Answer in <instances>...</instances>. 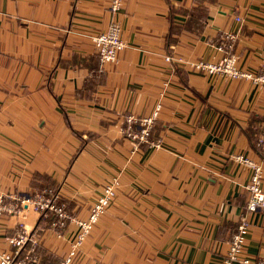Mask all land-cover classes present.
<instances>
[{"label": "crops", "instance_id": "obj_1", "mask_svg": "<svg viewBox=\"0 0 264 264\" xmlns=\"http://www.w3.org/2000/svg\"><path fill=\"white\" fill-rule=\"evenodd\" d=\"M201 6L208 11L198 28ZM113 20L125 47L89 91L91 36ZM224 32L236 34L241 70L264 71V0H124L115 14L108 0H0V194L29 193L40 174L82 216L105 183L119 181L72 264H221L251 174L232 156L264 168L256 144L264 84L203 75L164 56L218 60L214 39ZM157 104L151 139L159 147L134 149L120 132L123 116L150 115ZM48 218L31 209L2 215L0 249L21 222L37 232L38 263L57 264L73 229L58 236ZM248 218L243 256L258 264L264 213Z\"/></svg>", "mask_w": 264, "mask_h": 264}, {"label": "built area", "instance_id": "obj_2", "mask_svg": "<svg viewBox=\"0 0 264 264\" xmlns=\"http://www.w3.org/2000/svg\"><path fill=\"white\" fill-rule=\"evenodd\" d=\"M122 3L123 0H108L109 11L113 14L119 12ZM236 19L241 20L239 17H236ZM120 32L121 28L119 22L113 20L106 29L101 30L91 37L94 51L98 56L101 67L108 63L115 62L117 52L125 47ZM221 39L223 42L215 46L220 53L218 60H185L178 55H165L164 60L169 63L171 61L183 62L191 70L203 75H220L233 79L247 78L256 83L264 84V71L252 73L249 71H243L239 68L237 56L234 51L236 34L234 32H224L221 35ZM159 111L160 105L157 104L150 115L137 116L128 113L123 117V125L120 128V132L130 140L134 149H137L138 144L144 142L149 143V145L153 147H159L158 142L150 139L152 125L158 116ZM256 144L261 147L262 151H264V133L256 138ZM232 159L233 161L248 167L251 174L248 181L243 186L247 193L245 212L238 216L236 227L227 240V250L222 258L221 264H250V259L243 256L244 241L250 225L248 214L256 211L264 213V188L262 185L264 168L262 161L259 159H252L240 154L233 155ZM118 185V178L114 177L109 183L102 187L100 195L97 197V200L88 213L87 220H82V218L79 217H72V215L69 214L68 209L64 207V202L56 203L55 197H58L57 194L51 196V194L46 193V191H36L32 197H29L34 198L33 200L23 202L25 207H28L29 204L31 208L33 207L34 209H37L39 213H41V216L53 215L58 219H69L73 224L74 232L70 240V249L66 257L59 260L57 264L72 263L76 251L83 243L92 224L101 214L104 213L105 209L114 199V190H116ZM18 211L20 210L16 208V203L14 201L7 203L1 193L0 215L3 212L13 215ZM34 242L35 237L31 232L20 229L14 235L7 238V243L13 248V253L0 251V264H37L32 256V249H28L22 258H18V255L24 246L27 243ZM258 264H264V260L259 261Z\"/></svg>", "mask_w": 264, "mask_h": 264}, {"label": "rangeland", "instance_id": "obj_3", "mask_svg": "<svg viewBox=\"0 0 264 264\" xmlns=\"http://www.w3.org/2000/svg\"><path fill=\"white\" fill-rule=\"evenodd\" d=\"M124 1V0H123ZM94 35V34H93ZM92 35V36H93ZM91 36V37H92ZM91 41H92V39H91ZM124 49V48H123ZM125 116V115H124ZM123 116V117H124ZM138 116V115H137ZM158 117V116H157ZM157 117H156V119H157ZM156 119L154 120V122L156 121ZM154 122H153V125H152V129H153V126H154ZM123 125V124H122ZM152 129H151V132H152ZM150 139H151V136H150ZM152 140V139H151ZM130 141V140H129ZM153 141V140H152ZM145 143V142H144ZM140 144H142V143H140ZM140 144H138V147H139V145ZM145 144H148L149 145V143H145ZM137 147V148H138ZM110 182V181H109ZM109 182H107V183H109ZM107 183H105L104 185H106ZM118 184H119V181H118ZM103 185V186H104ZM48 188L47 187H43V189H40V188H34L32 191H30L29 193H21V194H17V195H14V194H8L7 192H2V194H3V196H4V198H5V201L7 202V203H10L11 201H14L15 203H16V208L18 209V210H20V211H18L17 213H14L13 215H17V214H20L21 213V210L22 209H26V210H28V209H31L35 214H37L38 215V217H40L41 216V213H39V211L37 210V209H34L33 207V209L30 207V205L28 204V207H23V202H25V201H27V202H29V201H31V200H33L34 198H29V197H32V195L36 192V191H46V193H49L50 194V192H48ZM115 196H116V190H114V198H115ZM23 200V201H22ZM97 200V199H96ZM55 201H56V203H60L59 202V199H57L56 197H55ZM113 201V200H112ZM22 202V203H21ZM64 202V201H63ZM65 203V202H64ZM94 203H95V201H94ZM93 203V204H94ZM92 204V205H93ZM111 204H112V202H111ZM111 204L105 209V211H104V213L109 209V207L111 206ZM64 205V207L65 208H67L66 206H65V204H63ZM92 205L88 208V210H87V212L85 213V214H83L82 216L80 215V216H77V214L76 213H74V212H72V211H70L68 208V212H69V214L70 215H72V217H79V218H82V220H87V218H88V213L90 212V210H91V207H92ZM103 213V214H104ZM2 215H12V214H8V213H6V212H3L1 215H0V217L2 216ZM102 215V214H101ZM100 215V216H101ZM100 216H99V218H100ZM49 217V218H48ZM40 218H48V221L50 222L49 223V227L52 229V230H54V231H56V233L58 234V236H60L59 235V230L60 229H64L67 225L68 226H72V228L71 229H73V231H72V234H73V232H74V226H73V224L70 222V220L69 219H58L57 217H55V216H53V215H46V216H41ZM99 218L92 224V226H91V229L88 231V233H87V235H86V237L84 238V240L88 237V235L92 232V230L94 229V227H95V225L97 224V222H98V220H99ZM19 222V221H18ZM61 222V223H60ZM20 224L18 225V229H16L12 234H10V235H8L7 237H6V242H7V238L8 237H10V236H12V235H14L17 231H19L20 229H22V230H26V228H25V226H24V224L23 223H21V222H19ZM53 223H54V225H53ZM75 225V224H74ZM27 231V230H26ZM30 232V231H29ZM31 233L34 235V237H35V242L34 243H27L25 246H24V248L22 249V251L20 252V254L18 255V258H22L25 254H26V251L28 250V249H32V256H33V258L35 259V262L37 263V264H39L38 263V261H37V258H36V249H35V246H36V244H37V232L36 231H31ZM72 237V236H71ZM71 240V239H70ZM84 240H83V242H84ZM7 246L8 247H6L5 249H0V251H6V252H9V253H13V248L11 247V246H9L8 245V243H7ZM80 248V247H79ZM78 251V250H77ZM76 251V252H77ZM76 254V253H75ZM67 255V254H66ZM66 255L65 256H63L61 259H63V258H65L66 257ZM75 256V255H74ZM60 259V260H61ZM73 259H74V257H73ZM73 261V260H72ZM58 263V262H57ZM70 264H72V263H70Z\"/></svg>", "mask_w": 264, "mask_h": 264}, {"label": "trees", "instance_id": "obj_4", "mask_svg": "<svg viewBox=\"0 0 264 264\" xmlns=\"http://www.w3.org/2000/svg\"><path fill=\"white\" fill-rule=\"evenodd\" d=\"M199 1V0H196ZM202 11H205V13L208 11V9H203V7L201 6L200 9L195 11V19H196V26L198 28H202L203 27V19H204V14ZM206 15V14H205ZM186 24V23H185ZM182 25V26H178L179 30L178 32L181 33L182 29L186 27V25ZM169 38V37H168ZM215 42L218 43H222V39L220 36H217L214 39ZM94 59V58H93ZM95 60H97L96 65L94 66V68L92 69V74L93 77L88 78V80L86 81L84 87H86L89 91L91 90H96L98 89L101 85H103L105 83V75H104V71L102 70V67L100 65V62L98 60V56L96 55V59L93 60V65L95 64ZM261 147L258 145V153L260 154L263 162H264V151H262ZM48 177H44L43 175L40 174H35L34 176V180H33V184H35L34 187L36 188H40L43 189V187H47L49 190L48 192H50L51 196H54L57 193V185L54 184L53 181L47 179ZM49 181V182H47ZM236 227V225H235ZM235 227L233 228V230L231 231V233L234 231ZM230 233V234H231ZM230 236V235H229Z\"/></svg>", "mask_w": 264, "mask_h": 264}]
</instances>
